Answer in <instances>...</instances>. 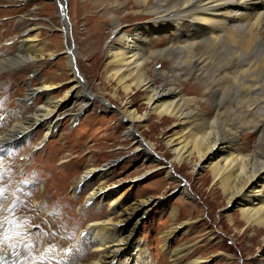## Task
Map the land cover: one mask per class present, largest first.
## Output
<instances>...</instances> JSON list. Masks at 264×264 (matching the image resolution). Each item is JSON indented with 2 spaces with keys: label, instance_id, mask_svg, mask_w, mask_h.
I'll return each mask as SVG.
<instances>
[{
  "label": "bare ground",
  "instance_id": "obj_1",
  "mask_svg": "<svg viewBox=\"0 0 264 264\" xmlns=\"http://www.w3.org/2000/svg\"><path fill=\"white\" fill-rule=\"evenodd\" d=\"M54 1L58 24L50 21L46 26L60 30L61 42L55 36L42 37L46 23L39 14L46 12L47 5L36 0H0L21 5L12 31L15 36H10L7 20H0V76L2 71H24L34 81L27 84L17 108L6 111L13 122L0 128V156L10 158L19 144H29L35 129L42 130L44 137L51 134L66 112L74 121L90 102H98L104 110L115 102L123 132L140 148L142 160L164 167L172 181H185L179 187L181 193L192 196L186 189V176H175L176 170L188 166L191 173H201L202 183L210 176L211 188L223 206L220 215L235 230L242 224L244 230L254 231L248 247L260 237L262 248L255 264H264V0H71L77 20L84 13L78 42L76 15L72 20L68 17L70 1ZM30 4L35 6L30 8ZM89 6H100V13L87 12ZM15 11L0 8V16ZM104 25L110 27L108 32L103 31ZM57 47L64 54L61 71H39ZM80 54L92 62L101 61L108 97L90 90L80 68ZM55 87H61V92L54 95ZM137 96L143 101L138 103ZM33 97L38 103L27 110ZM153 114L159 124L166 125L159 145L143 135L144 128L154 125ZM240 120L247 131H238ZM158 146H166L161 155L156 154ZM169 152L172 157L167 160ZM115 161L86 164L71 179L73 194L86 188L79 212H84L87 203L97 207L106 201L108 208L96 211L75 239L62 235L71 241L65 253L57 242L48 243L56 233H43L40 225L29 223L32 216L19 219L20 208L13 206L18 196L0 159V188L6 191L0 203V254L5 258L0 264H9L14 250L20 252L21 260L30 257L24 264H201L194 241L170 245L176 231L189 228L186 219L171 223L163 233L156 257L144 239H134L154 199L142 196L123 204L116 194L118 183L109 180ZM176 212L172 207L171 219ZM216 236L208 231L201 239ZM219 253L224 252L220 249ZM222 256V264H250L233 263Z\"/></svg>",
  "mask_w": 264,
  "mask_h": 264
},
{
  "label": "rangeland",
  "instance_id": "obj_2",
  "mask_svg": "<svg viewBox=\"0 0 264 264\" xmlns=\"http://www.w3.org/2000/svg\"><path fill=\"white\" fill-rule=\"evenodd\" d=\"M36 1L39 2V5L48 6L46 12L39 14L40 19L46 23L43 27L42 37L48 40L55 36L61 42L60 30L55 26L50 29L47 27L50 25V21L58 24V5L54 0ZM69 1L68 17L72 20V16L76 15L77 20V12L72 11V3L71 0ZM33 6L35 5H29L30 8ZM99 7L89 6L87 12L100 13ZM0 8L16 9L13 14L8 13L0 16V20H7L8 26L12 28L10 36H15L16 34L12 31L21 5L6 2L0 3ZM83 15L84 13L78 15L76 34L73 33L74 37L77 36L75 39L77 42L84 28ZM109 28L104 25L103 31L108 32ZM57 48L58 50L54 53L51 61L42 64L38 68L39 71L53 74L61 71L62 65H64V54L59 50V47ZM80 55L83 56V54ZM82 58L83 63L80 68L88 80L90 90L108 97V90L103 88L104 84L102 83L104 77L101 75V61L92 62L85 59L84 56ZM56 61H60V64L54 66ZM28 83L34 84V81H31L24 71H2L0 76V111L3 112L0 113V117L3 119H0V128L5 124H12L13 121L6 111L17 108L18 100L22 99L25 94ZM60 88H53L52 93L54 95L60 93ZM33 98L27 102V110H31L38 103H36L37 98ZM136 99L138 103L143 101L141 96H137ZM116 106L117 104L112 102L111 107L104 110L100 108L98 102H90L74 121L69 119L70 113L66 112L61 116L60 124L51 134L44 137L42 130L35 129L29 144H19L10 158L6 159L8 155L0 156L2 168L9 172L8 183L18 196V199L15 198L13 206L20 208L19 219L32 216L29 223L40 225L43 233H56L55 239H49L48 243L57 242L59 250L62 251L64 248L65 253L69 252L67 246L71 241L62 238V235L67 234V238L75 239L82 226L94 217L96 211L101 213L108 208L106 201H102L97 207L87 203L84 212H79L77 209L84 201L86 188H79L73 194L70 181L73 176L82 171L86 164L99 165L109 159L116 158L109 180L118 183L119 189L116 194L121 195L120 201L123 204H128L134 198L142 196L154 199L153 205L139 222L134 237L135 240L142 238L146 241L153 257H156L161 251L163 233L171 226V223L178 224L186 219L190 222L189 228L184 232L176 231L170 238L171 246L175 247L185 241L190 243L194 241L193 246L198 245L203 258L201 264H222L224 260L222 254L225 255L227 261H233V263L250 261V264H255V259L259 256L262 248L260 237L258 236V241L248 247L251 242L249 237L253 235L254 231L252 229L244 230L245 225L242 224L239 231L235 230L225 216L220 215L223 206L219 201L218 192L211 188L210 176L202 183L201 173H191L188 166L176 170V173L173 172L175 176L178 173L182 177L186 176V189L192 196L181 193L179 187L185 181L182 180L180 183L172 181L166 176L164 167H159L149 159L142 160L140 148H136L135 142L126 137L123 132L124 125L116 114ZM3 108L5 109L2 110ZM151 121H154L153 126L150 125L149 128L144 129L140 126L139 130L143 129V135L159 145L162 143L163 127L166 125L159 124L154 114ZM236 125L238 131H247L244 130L241 120ZM239 138L242 140L241 135ZM37 141L39 143L34 150L33 146L37 144ZM165 150L166 146H158L155 151L157 155H161ZM166 156L167 160L172 157L170 152ZM92 184H96V181L93 180ZM129 185L130 187H128ZM172 207L177 210L175 219H171ZM48 211L55 212L58 216L54 215L57 217L50 218ZM208 231L216 234V238L201 239L208 234ZM215 241H220L221 245L218 246L221 248L215 244ZM220 249L224 253H219ZM87 251H89L88 247ZM163 257L166 259L167 255Z\"/></svg>",
  "mask_w": 264,
  "mask_h": 264
},
{
  "label": "snow or ice",
  "instance_id": "obj_3",
  "mask_svg": "<svg viewBox=\"0 0 264 264\" xmlns=\"http://www.w3.org/2000/svg\"><path fill=\"white\" fill-rule=\"evenodd\" d=\"M0 119H3V117H0ZM3 173H0V176H2ZM5 195H6V191L3 188H0V203H2V201L5 199ZM15 249V246H13ZM23 247V246H21ZM20 252L19 251H12L11 256L13 257V259L9 262V264H24L25 261L29 260L30 257L29 256H25L23 258V260L20 259ZM4 256L2 254H0V261H4Z\"/></svg>",
  "mask_w": 264,
  "mask_h": 264
}]
</instances>
